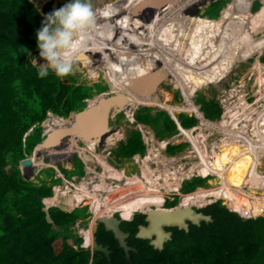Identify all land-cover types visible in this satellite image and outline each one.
Masks as SVG:
<instances>
[{
    "label": "trees",
    "instance_id": "obj_1",
    "mask_svg": "<svg viewBox=\"0 0 264 264\" xmlns=\"http://www.w3.org/2000/svg\"><path fill=\"white\" fill-rule=\"evenodd\" d=\"M112 1L91 0V3L96 11L103 7H108ZM196 1L200 0H182L180 7L170 10V0H163L162 3L167 5H163L162 9L159 10L161 19L158 16L147 19L137 12L128 22V27L125 28V31L136 44L141 48L143 46L149 48H142L148 52L149 56L154 58L158 55L162 58V67L170 69L172 76L178 80L182 94L187 89L186 85L183 84V77L179 69L180 64H178V60L182 55L194 47L196 52H198V47L201 45L199 43L216 33L218 35L221 34V37L235 33L242 38H249L255 31L257 22L264 21V0H261V7L254 12L250 10L252 8V0H236V3L224 12L222 19L216 24L192 17L191 6H194ZM35 2L37 3V0ZM117 4L118 9H116V6L108 7L103 13V21L108 22L111 28L106 31L105 28L107 27L99 26L96 28L98 34L105 35L104 38L109 39V41L114 38V29L118 22L127 16L129 8L127 4ZM167 6L169 10H167ZM52 11L53 7L50 1L40 11L32 0H0V264H89L90 262L92 264H264V216L245 219L232 209L220 205V203L211 204L202 210L212 216L211 220H202L199 224L190 223L188 230L175 227L173 236L165 242L163 248H156L150 239L138 237L139 226L147 224L144 221V215H136L131 221H122L120 224L121 228L129 233L128 236L130 238L127 237L129 239L128 244L134 247L130 250L129 257L124 247L120 245L119 240L114 236V233L106 229L103 223H99L94 234L98 243L109 245L110 259H108L102 251L92 252L90 248L82 247L83 238L75 232L74 225L76 221L88 215L86 211L82 214L79 209L69 211L81 202L82 197L78 195L77 199H72L71 194H69V187H67L65 193L58 192L55 197H49L53 194L51 184L36 185L20 178V167L17 169L11 162L13 160H22L27 155L33 159V162L30 167L24 168V171L33 166L38 167L39 170L44 169V167H55L54 169H56V166L53 167L52 164L41 162L37 158L36 153L33 152L35 146L44 139L43 127H35L33 132L26 135L28 130L38 122L44 121L49 111L61 117L70 116L74 109L72 104L78 105L82 103L84 98H88L89 91H86L82 85H76L74 74L63 79L56 77L51 71L45 78H39L38 76L39 63H44L45 61L39 56L40 50L36 33L41 29L46 14ZM171 11L175 15H171ZM151 14L153 15V13ZM179 16H187L185 21L179 22L181 26H177V23L174 24V22L167 23L162 20L168 17L171 20L178 21ZM173 33H176L177 38H175ZM184 33H186V36ZM172 36L174 37L173 41H171ZM124 45L130 47L124 50L125 52H123ZM167 48L168 53H166ZM88 54L93 55V50L90 49ZM242 54L243 57L248 56L247 51ZM82 57L83 53H81L80 63L91 62L88 55L84 56L85 60ZM208 58L206 56L205 60ZM35 59L37 63L33 64ZM261 61L256 63L254 68L262 72L264 71V65ZM147 66V61L127 41L114 46L106 55L102 54L98 67L103 72L105 71L104 74L110 83L119 84L130 75L127 83L113 86L112 91L106 92L104 95L118 93L120 98L131 99L130 97H132V99L142 103H151L152 99H157L154 92L147 93L152 89V84H154V82L151 83L147 80L149 77L144 76L141 80L142 86H138V84L135 86L138 91L128 90V87L132 88L134 85V77L138 74H146L149 71L134 72ZM205 66L206 64L200 70H204ZM229 68L230 66L223 69L229 70ZM161 70L164 71L163 69ZM96 71L98 72V70ZM187 72L188 70H185V73ZM156 73L159 77L160 73ZM210 74V71L207 72L198 85L209 83L211 79L213 81V73L211 76ZM198 78L199 74L196 80ZM185 83L193 84L187 80H185ZM260 86L262 87L260 90L261 96L257 103L264 100V82L262 79ZM108 89H101L97 92L100 93ZM233 95L237 94H230L228 99H231ZM100 97L102 96L97 99H89L86 104L83 100L84 105L79 108L85 107L88 103L100 106ZM168 99L170 98H167V103L162 104V106L166 107V109H171L173 104L169 105L168 102L170 100ZM209 103H212L216 108V116L214 117L209 110L205 109L206 115L209 118H212V116L213 118L219 117L217 115L220 114L221 108L215 98H211ZM263 106L264 103L261 106L262 108L257 106L254 110L248 112L254 125H260L259 118L256 119L255 116L264 115ZM174 108L178 110L180 106L175 105ZM152 109L148 108L146 113L147 121L145 123H149L150 118L155 119L152 126L157 131V135H162L159 117L164 115V113L159 111L156 113ZM223 114L224 118L220 122L219 130H217V132L222 134L231 130L236 122V120L233 122L225 120L229 114L226 108ZM137 116L139 119V114ZM199 116L201 118L200 124L205 129V133L212 132L213 126L210 125H213V123L204 120L201 114ZM56 119L61 118L54 116L52 121L46 123V133L52 132V129H49V125L53 124ZM180 119L184 124L191 122V125L197 121L193 116L180 115ZM250 120L248 119L247 121ZM256 120L258 121L256 122ZM238 122L240 123V119ZM65 123V119L59 120L55 126ZM102 127H105L104 124ZM221 127H224V130H221ZM248 128L249 125L246 124L228 133L235 136V138L242 139L241 141L234 140L240 142L234 143V141H230V145L226 146L222 141L212 149L213 157H216L219 152L221 153L222 157L218 158V161L226 165L227 174L231 178H233L234 172L230 169L234 167L236 160L238 167L241 166L240 168H244L245 171L251 174H254L255 170L261 166L260 162L244 147ZM259 129L261 127L258 128L256 126V132L260 136L264 129L263 131ZM116 130L119 132H115L116 134L114 133L107 138V148L116 146V142L112 143V140H118L125 128H116ZM214 134V140L227 139L230 136L227 134L221 137L216 132ZM187 135H190V132ZM30 140H32V150H29L28 146V141ZM203 140L205 143V138ZM200 141L201 139H199ZM225 141L227 142V140ZM96 144L97 139L86 142L82 150L83 156L88 162L87 165L91 168L96 166V162L87 153V148L93 152L95 147L96 151L100 153L99 156L104 154L101 151L106 148L104 146L99 151L98 147L95 146ZM131 144L132 138L126 143H120L116 150V155L121 157L120 148L125 149ZM195 145L198 149H203V147L201 148L202 145L200 146L196 140ZM232 146L237 147L233 148ZM175 149L170 148L169 151L174 152ZM206 149L210 151L208 144H206ZM144 150L145 146L141 142V146L138 149L132 148L128 153L131 155L135 152H144ZM229 150H231L230 153H228ZM29 151L31 152L29 153ZM90 155L93 156V154ZM93 157L95 158V156ZM104 158L101 164L103 171H99L103 181V188L90 196L94 198V201L98 198L92 208L97 211H107L106 215H112V211L116 210L118 205H123L122 207L128 211V186L114 184L119 182L118 180L123 174H130L129 167L130 170H133V164L128 162L122 166V171H115V175H113L114 169L110 161L106 159V154ZM204 161L205 164L202 169L205 175L213 171V164H219L211 162L209 156L205 157ZM80 168L82 170L81 166ZM217 168L219 167L217 166ZM57 180L59 181V179L54 178L53 181ZM209 183L213 185L215 180ZM144 189L140 185L137 188L133 187V191L136 192L133 194L135 198L130 199L132 204L135 203L141 206L151 201L146 199L148 196L139 195ZM248 191L250 193L261 192L264 195V189L255 188L252 185H249ZM191 194H195V191L191 192ZM44 198L47 206H50L51 203L58 205L50 206L49 208L53 222L47 220L44 210ZM247 199L246 196H242V201L245 204L248 203ZM192 200H194V197L184 199L182 207L192 206ZM60 203H62L63 208ZM103 207H107L108 210H103ZM134 208H137V206L130 208L129 215L121 212L122 217L125 219L130 218ZM157 210L166 209L160 207ZM172 210V208H168V211ZM82 222L85 224L87 221L83 220ZM88 243L92 244L91 233L87 234Z\"/></svg>",
    "mask_w": 264,
    "mask_h": 264
},
{
    "label": "rangeland",
    "instance_id": "obj_2",
    "mask_svg": "<svg viewBox=\"0 0 264 264\" xmlns=\"http://www.w3.org/2000/svg\"><path fill=\"white\" fill-rule=\"evenodd\" d=\"M52 4L53 10L59 9L63 5L71 2V0H37V3H34L38 5V8L40 11L43 10L44 5L48 2ZM54 1H56V4L54 5ZM163 0H113L112 3L108 6L114 7L116 6V3L125 5L127 4L129 6L127 16L124 17L122 20H120L117 24V26L114 29V38H111L110 41L107 38H104L105 35H99L98 32L95 30L92 34L91 37L89 38L87 42V46L85 50L82 52L83 53V60H85L86 55H88L89 59L91 62H86L85 65L80 63L81 62V54L78 58L77 64H76V71L74 73V76L76 77V85H82L83 88L88 92V98L98 97L99 93L97 91L101 89H108L106 92H111L112 87L116 85H121L124 83H127L128 77L125 78L124 80L121 81V83H110L108 78L105 76L103 70L98 67L100 64V60L102 59V54H105L109 51L112 50L114 46L120 45L122 42L127 41L129 44L134 48V50L140 54L141 57H143L147 63L148 66L142 70H138L134 73L144 71L148 72L154 69H158V71H162L163 69L166 72V76L164 77L163 81L160 82V84L157 85L154 93L155 96L160 103L157 106H160L159 112L164 113L161 117H159V123L161 125L160 131L163 133L162 135L158 136H163L167 135L168 133L176 132L178 130L176 122L174 120L173 115L169 112L171 111L174 107L171 109L168 108L169 111L166 110V107L163 108L162 104L167 103V98H170V102H168L169 105H171L173 102L176 103H183V100H190L194 99V102L198 105H201V109L203 110V114L205 112V109L209 110L211 114L216 116V108L213 106L212 103H209V99L215 98L216 102L219 104L221 108V112L219 117L215 118L216 122L213 124V131L206 134L205 138V143L208 144L209 146L211 144L217 145L221 139L219 140H214L215 132H217L218 127L220 125V122L222 121V115L225 108L228 110V115L225 118L226 121L228 122H233L236 120L235 123L237 125L233 124V129H237V127L241 128L239 126L238 120L240 119L241 125L247 124L249 125L248 131L245 136L244 140V147L250 151V154L254 156L258 162H260L261 166L259 169L255 170L254 174L248 173L245 171L244 168L238 167L237 160L235 161V165L233 168L230 170L234 172L233 174V182L232 184H235L237 187H239V191L245 192L247 189V185L245 183L248 181V183H251L253 185H257V176L258 174H264V115H257L255 116L256 119L259 118V124H255L250 120L249 116V111L254 110L255 108L260 107L262 108V104L264 103V100L261 102L257 103L260 100V90L262 87L260 86L261 84V79L264 82V71H258L256 68H254V65L258 62H260L264 65V21H258L256 24V29L255 31L251 34L249 38H242L240 35H236L235 33H230L228 36L221 37V34L218 35L217 33L206 38L199 44H201L198 48V52H196L195 47L188 52H186L184 55H182L179 60L178 64H180V71L181 75L183 77V84L186 85L187 89L185 90L184 96L182 95V90L179 87L178 80L172 76V72L168 67H162L163 60L161 57L157 55V57H151L149 56L148 52H146L143 49H149L146 46H143L142 48L136 44V42L128 35V33L125 31V28L128 27V22L130 19L135 15V13H139L145 18L153 17V16H158L159 18L160 13L159 10L162 9ZM182 0L179 1H174L170 0L171 8L170 10H175L177 7L181 6ZM233 1V2H232ZM238 1V0H237ZM263 1V0H262ZM261 0H252L251 6L252 8L250 9L252 12L258 10L261 5H262ZM179 2V3H178ZM178 3V4H177ZM236 3V0H200L196 1V4L194 6H191L192 9V17H197L200 18L201 20H205L208 22H213V24H216L218 21L222 19V16L224 12L231 7V5H234ZM117 4V5H118ZM177 4V5H176ZM135 6V7H134ZM108 7H103L99 10H96L97 12V27L101 26L105 28L106 30H109L111 27L109 26L108 22H104V17L103 13ZM116 9L118 7L116 6ZM167 10L168 6H167ZM114 12V11H113ZM153 13V15L151 13ZM171 15L173 14V11H171ZM191 15V14H190ZM178 21L171 20L170 18L166 17L165 19H162L163 22H171L174 24L177 23V26H181L179 22L185 21L187 19V16H179ZM162 18V17H161ZM160 18V19H161ZM169 20V21H168ZM104 23V24H103ZM183 27V26H182ZM163 30V29H161ZM104 33V32H103ZM183 33V32H182ZM144 34V33H143ZM146 34V33H145ZM110 35V34H109ZM108 35V36H109ZM175 38H177L176 33H173ZM186 36V33H184ZM173 37V36H172ZM174 37L172 38L171 41H173ZM115 40V43H114ZM176 40V39H175ZM184 40V39H183ZM198 42V41H197ZM175 44V43H174ZM128 47L127 45L123 46V52L126 50ZM90 49L93 50L94 54L90 55ZM175 51H177L175 49ZM247 51L248 56L243 57V52ZM166 53H168V48L166 49ZM208 56L209 58L205 60V57ZM91 63V65H90ZM93 63L94 66H93ZM204 70H200L204 65ZM230 66L229 70L223 69L224 67ZM92 67V69H91ZM95 67V68H94ZM98 68V69H97ZM182 68V69H181ZM98 70V72L96 71ZM185 70H188L187 73H185ZM213 73V81H209V83H201V85H198L202 79L205 77L207 72ZM133 73V74H134ZM97 74V75H96ZM199 78L196 80V78ZM210 74V76H211ZM132 75V74H131ZM185 75L187 76L185 78ZM110 77H112L110 75ZM196 77V78H195ZM67 78V77H65ZM216 79V81H215ZM185 80L192 82L193 84L185 83ZM196 82V83H194ZM96 84V85H95ZM75 85V84H74ZM82 88V87H81ZM105 92V93H106ZM104 93V94H105ZM230 94H237L233 95L231 99H228L230 97ZM116 94L111 93L110 96H115ZM99 99H103L104 97L106 98L109 96L108 94L106 95H100ZM132 99V97H130ZM85 101V104L87 101L85 98L83 99ZM82 100V103L77 104H72L73 110L72 112L75 111H80L81 108L80 106L84 105V102ZM116 102V99H111ZM224 100V101H222ZM156 103V102H155ZM101 104V102H100ZM128 109L134 106V104H129ZM126 106V107H127ZM156 106V105H155ZM174 106V105H173ZM78 108V109H77ZM101 109H104L102 105H100ZM148 108L150 107H142L140 109H136V114L135 118L138 122L145 124L147 121V111ZM162 108V109H161ZM77 109V110H76ZM127 109V108H125ZM156 109V108H154ZM264 109V106H263ZM108 111L112 114L114 112V107L109 108ZM155 111V110H154ZM157 111V109H156ZM137 114H139V119ZM110 114L108 113V117ZM154 117V116H153ZM52 116H47L45 120L47 121H52ZM71 118V117H70ZM113 119V117H111ZM118 120L113 119L110 121V126L113 128H121L124 127L126 134H129V138L126 137L123 139L124 143H126L130 138H132V144L127 146L125 149L120 148V153L121 157L125 159H131L130 153L128 151L132 148L138 149L141 146V136L140 133L135 131L132 127V125L129 123L127 120L126 116L120 113V116L117 117ZM198 118V117H197ZM126 119V120H124ZM245 119H249L250 121H247ZM57 120V119H56ZM58 120H64V119H58ZM141 120V121H140ZM150 122L147 124L152 125L154 123L153 118L149 119ZM258 120H256L257 122ZM57 122L55 123V125ZM185 126H190L192 123L188 122L187 124L182 123ZM197 125V129L193 131V137L197 136L198 134H204L205 129L203 130L202 125L200 124L199 120L195 123ZM46 126V124H45ZM63 125L58 124L59 128H65L62 127ZM194 126V125H193ZM256 126L261 127L263 133L260 134L256 132ZM149 128V127H148ZM150 129V128H149ZM259 129V130H261ZM151 130V129H150ZM221 130H224V127H221ZM229 130V131H231ZM44 131V129H43ZM170 131V132H168ZM227 131V132H229ZM167 132V133H166ZM226 132V133H227ZM49 133V132H48ZM47 133V134H48ZM52 133V132H50ZM223 133V134H226ZM158 134V133H157ZM220 135L224 136L222 133H219ZM56 134H51L49 136V140H55ZM69 135L72 137H77V138H83V135L81 134L79 129H75V131L70 132ZM230 135V134H228ZM221 136V137H222ZM55 137V138H54ZM262 139H261V138ZM46 138V139H45ZM229 139L227 142L224 140L223 143L227 146L230 145V141L238 140V138H235V136L230 135L228 137ZM48 139V136L45 134L43 143ZM128 139V140H127ZM184 139L186 142L189 144L188 138L185 136ZM59 141L62 142L61 148L58 147H53L51 149L44 147L43 143H39L36 147L35 153L37 154V158L41 162H46L48 164H52V166H58L64 174H67L68 177L72 178L75 174L79 175V167H80V162L77 159L76 161L73 162V155L74 153L77 154L76 149L74 145L72 144L70 147L65 146V141L67 139H58ZM95 140V139H93ZM202 140V137H201ZM241 141V140H240ZM240 141H234L235 142H240ZM75 142V141H73ZM31 144L32 140L28 141V146L29 150L31 149ZM204 144V142H203ZM236 145V144H234ZM119 146V145H118ZM176 147V146H175ZM233 148H236L237 146H232ZM116 150L115 149L112 154H111V159L115 158L116 155ZM202 149H198V151H201ZM31 151H29L30 153ZM34 152V151H33ZM86 152V151H85ZM184 155H186V150L181 151ZM231 150L228 151L230 153ZM88 153V152H87ZM198 152H194L197 154ZM89 154V153H88ZM105 154V152H104ZM224 154V152H223ZM216 155V154H215ZM32 156V155H31ZM78 156V154H77ZM92 156V155H91ZM216 156L222 157L221 153L219 152ZM93 159L96 162V165L98 166V163L96 159L93 157ZM223 160V159H221ZM12 165L16 167L17 169L21 170V159L19 160H13ZM248 165V164H247ZM73 166L72 169H70ZM15 168V169H16ZM55 168V167H54ZM52 167H44V169H40L38 167H32L25 169L26 171L19 172L20 178L30 181L33 184L36 185H42V184H47V185H53V183H58L57 181H53L54 178H56L53 174V171L55 169ZM101 169V168H100ZM247 169V168H246ZM19 170V171H20ZM81 170V168H80ZM100 171V170H99ZM134 171V168L133 170ZM62 172V173H63ZM211 172V171H210ZM32 173V175H30ZM238 173V174H237ZM237 174V177H236ZM26 176H30L29 178H26ZM54 176V177H53ZM36 178V179H34ZM57 179V178H56ZM60 179V178H59ZM214 180H210V182H213ZM118 183V182H116ZM208 182H206L205 179L201 178H196L191 181H186L183 185V192H187L188 194L190 191L194 190L197 185H202V188H205L207 186ZM219 183L213 185L216 186ZM212 186V184H209V187ZM98 200V198L96 199ZM95 200V201H96ZM179 197H176V201L174 202L175 204H168V206H172L171 208L174 209V207L183 205V201L179 204L178 203ZM261 200V196L255 195V194H250V199L248 197V205L247 207L250 210L252 206L255 204L256 201ZM94 201V202H95ZM260 202V201H259ZM48 203V202H47ZM62 203H60V206ZM133 206H137V204H132ZM89 204L85 203L79 210L82 211V214L88 212L87 207ZM93 206V205H92ZM123 205H118L116 210H119L125 215L130 214V207L128 211L126 208L122 207ZM192 207L194 210L198 211L197 208H195L192 204ZM239 207V206H238ZM63 208V207H62ZM163 208H166L164 206ZM169 208V207H167ZM166 208V209H167ZM114 210V211H116ZM241 210V209H239ZM67 211V210H66ZM242 211H247V210H242ZM91 213V210H89ZM239 213V212H238ZM240 214V213H239ZM116 215H119V213H116ZM259 216H264V215H259ZM89 216H84V218H80V220H87ZM249 219V218H245ZM98 224H96L93 227V230L95 231L97 228ZM75 232L79 235H85L81 229H75ZM86 236V235H85ZM92 237V234H91ZM85 238V237H84ZM98 243L97 241L95 244ZM95 246V245H94ZM77 247V246H75ZM89 248L94 250V247H92L89 244ZM89 264H92L90 262Z\"/></svg>",
    "mask_w": 264,
    "mask_h": 264
},
{
    "label": "built area",
    "instance_id": "obj_3",
    "mask_svg": "<svg viewBox=\"0 0 264 264\" xmlns=\"http://www.w3.org/2000/svg\"><path fill=\"white\" fill-rule=\"evenodd\" d=\"M103 92H100L99 96L102 95ZM98 97L93 96V99H97ZM132 104H134V106L131 107L130 109H128L127 107V109H125L124 112L126 113V118L129 121V123L132 125V127L140 132L142 142L145 146V150L144 153L137 152L131 156V160L134 165V171L129 169L130 174L129 175L123 174L122 177H120V179L118 180L119 182L114 184V185L123 184L128 186V190H129L127 194L128 207L132 209L133 206L130 201V199L135 198L133 194H135L136 191H133V187L137 188L140 185L145 189L142 190L139 193V195L148 196L146 197V199L149 200H152L153 197L155 196L158 197L157 200L151 204V206L154 207V209L164 207L169 203H174L176 201V197H179L178 200L179 204L186 198L194 197V200H192V204L197 209L205 208L213 203H220L222 206L232 209L243 218L250 219V218L259 217V215H264V195H262L261 192L250 193L248 191L249 185H252L255 188L264 189V174H258L257 176L258 184L256 186L251 183H248L247 181L245 183V185H247V189L245 190V192L243 193L239 191V187H237L235 184H232L234 178L228 176L227 174L228 169L226 168V165H224L223 163H219L218 158H220V156L213 157L212 149L214 148L215 144H211L209 146L211 152L207 151L206 144L205 143L203 144L204 141L203 139L205 137L204 135H206L207 133H204L203 135L198 134L197 136L193 137V131H195L198 128L197 125L194 124V126L190 125L189 127H184L182 126L181 122H179L178 119L176 118V123L178 124V130L173 133H168L167 135L158 136L157 133L155 131L150 130L147 127V125L140 123L136 120L135 105L138 103L134 102ZM51 116L52 118L54 117V115ZM215 122L216 121H212L213 124ZM38 126L39 123L35 124L34 127L30 129L29 132H32L33 129ZM188 132H190V135H187ZM45 134L46 132L43 131V136H45ZM185 136L188 138L189 144L184 139ZM201 137L202 140L199 142V139H201ZM107 138H106V142H103V139L97 140V144L95 146L98 147L99 151L102 147L104 146L106 147L108 145ZM228 139L229 138L221 139L218 142H222ZM195 140L200 146L202 145L201 148L203 147V149L201 151H198V148L195 145ZM238 140H242V139H238ZM113 142H115V140H112V143ZM37 145L35 146V149ZM79 147L80 148L78 151V155L84 162V173L81 176L76 175L74 179L79 178V182L81 184L80 185L77 184V182H75L72 178L68 179L67 177H65L61 169L56 166V169L54 171V176L56 178H62L63 182L55 183L54 185H52L53 194L50 197H55L58 192L65 193L67 187H69L70 188L69 194L75 195L76 198L78 197V195L85 198V201L80 202L78 205L85 203L89 204L91 213L89 212V210L87 213L91 217V220H89L88 225H84L83 222L80 219H78L74 227L75 229H81L83 233L86 235V236L82 235L83 242L81 246L85 248H89V244H87V234L90 231L92 232V228L96 223V218L99 216H108L105 214L108 213L107 211L106 212L101 210L97 211L92 208V205L94 204V198H91L90 196L94 195V193L96 192L101 191V189L103 188V181L100 176L99 170L103 171V168L100 169V166L105 159L104 156L106 154L107 155L106 159L110 160L113 148L106 147L104 150L101 151V153L105 152V154H102V156H99L100 153L96 151L95 147L93 152L87 148V152L93 154V156H95L96 158V161L99 163L98 166L96 165L94 166V168H91L88 167L87 165L88 162L84 158L82 153L84 144L83 143L80 144ZM178 147H180V149H178ZM170 148H176V149L174 152H170L169 151ZM182 150H186L187 152L186 155H184L181 152ZM194 152H198V153L195 154L194 156ZM207 156L210 157L211 162H216L219 164L217 165L213 164V171L205 175L203 174L202 167L205 164L204 158ZM112 166L114 169L113 175H115V171H119V170L122 171L123 165H121L120 167L114 165ZM217 166L219 168H217ZM196 178L205 179L206 182H208L207 186L205 188H202V185H197L196 188L190 191L188 194H186L187 192H183L182 189L184 183L186 181H191ZM212 179L215 180V183H213V185L217 183L219 184L216 186L212 185L209 187V184H211L209 182ZM79 188L83 189L82 193L80 192ZM194 191L195 194L190 195V193ZM250 194L261 196V200H259L260 202L257 200L255 204L252 206V208L248 210L249 209L247 207L248 204H245V202L242 201V196H246L247 198L249 197L250 199ZM71 198L74 199L72 196ZM43 201L46 204L45 199ZM78 205L76 207H78ZM50 206H58V205H54L53 203H51ZM238 208L240 209L242 208L243 210L247 209V211H241ZM103 210H108V209L107 207L106 208L103 207ZM136 210H138V207L134 208V212L132 213V216H134ZM116 213H119L120 217L125 220V218L122 217L121 215L122 213L119 210L112 211V215ZM91 246L93 247V245Z\"/></svg>",
    "mask_w": 264,
    "mask_h": 264
},
{
    "label": "water",
    "instance_id": "obj_4",
    "mask_svg": "<svg viewBox=\"0 0 264 264\" xmlns=\"http://www.w3.org/2000/svg\"><path fill=\"white\" fill-rule=\"evenodd\" d=\"M32 1L34 2L35 0ZM53 3L55 5L56 1H54ZM154 70L149 71L148 73L143 75L138 74L136 77H134L135 81L132 87L133 90L138 91L135 88V86L137 84L138 86H142L143 84L141 80L145 76V77H149L147 80H149L151 83L154 82V84H152V89L147 93L154 92L157 85L160 84V82L163 81L164 77L167 75L165 71H157V70L154 71ZM156 72L160 73L159 77L157 76ZM132 88L128 87V90L131 91ZM104 92L102 95H104ZM111 99H116V102ZM129 100L130 99L120 98L119 94L116 93L115 96L109 95L101 100L100 105H102L104 109H101L100 106L90 105L88 103L85 107H82L80 111L71 112L70 114L71 119L67 121V124L65 126H63L65 128H59L58 126H55L52 129V133H48V134L46 133L48 139L43 143L44 147L49 149L53 147H58L59 143L61 142L58 139L60 138L63 139L65 135L75 131V129H79L81 134L83 135V137H85L87 141L90 139H98L102 133H105V131L110 129L109 128L110 123H108V120L111 121L115 119V117H117V115L122 110L125 109L128 103L131 102ZM86 101L88 102L89 99H87ZM111 107H114V112L112 114L108 111V109L109 108L111 109ZM108 113L110 114L109 117H108ZM48 115L49 116L54 115L59 117V115L53 113L52 111H49ZM111 117H113V119ZM44 121H45L44 124L48 122L47 120ZM103 124L105 127H102ZM44 131H45V125H44ZM51 134H57L55 137L57 136L58 137L55 140L52 139L49 140V136ZM32 162L33 159L31 157H27L21 160V166L24 168L30 167L32 165ZM30 175H32V173ZM29 177L30 176H26V178ZM49 208L50 206H47L45 204L44 210L46 212L47 220L49 222H53ZM145 216H147L146 221L148 224L140 225L137 235L140 238L150 239L151 243L156 248H163L165 240L170 239L171 237V232L165 231L164 229L165 226H176L178 228H184L188 230L190 223L199 224L202 220L212 219V216L210 214H206L200 210L196 211L190 206L182 207L180 205L174 207L172 211H168V208L162 211L157 209H152L149 212H147ZM121 222L122 220L114 215L100 216L96 220L97 224L103 223L106 229L114 233V236L119 240L120 245L124 247L126 254L129 257L130 250L133 247L128 245L126 241V237L129 235V233L125 232L121 228L120 226ZM154 235H157V237H154ZM93 251H102L105 254V256H107V258L110 259L109 245L96 243Z\"/></svg>",
    "mask_w": 264,
    "mask_h": 264
},
{
    "label": "clouds",
    "instance_id": "obj_5",
    "mask_svg": "<svg viewBox=\"0 0 264 264\" xmlns=\"http://www.w3.org/2000/svg\"><path fill=\"white\" fill-rule=\"evenodd\" d=\"M96 28H97V12L94 10L93 5L91 3V0H71V2L63 5L59 9L53 10L52 12L46 14V16L42 22L41 29H39L36 33L37 40H38V48L40 50L39 56L41 58H43V60L45 61L44 63H39V68H38L39 78L47 77L49 75L50 71L52 73H54L56 77L61 78V79L74 74L76 71V64H77L78 58H79L80 54L85 50V48L87 46V42H88L89 38L91 37V34L96 30ZM36 63H37V61L35 59L33 61V64H36ZM110 94L111 93H109L108 95H110ZM87 99H93V97L92 98H86L85 100H87ZM182 100H183V103H176V102L172 103L174 105L180 106V108L178 110H176L175 108H173L171 111L166 109L167 111H169L173 115L175 122H176V118L178 119L179 122H181L179 112L182 109L187 110L189 112V116L195 117L197 121L199 120V122L201 120L199 114H201L203 119L206 121H209V122L216 121L215 118H209L205 112L203 114V111L200 110L199 106H198V109L200 110V113H197L193 108L194 99H192V102L190 100H185V99H182ZM131 102L134 103V102H137V100L132 99ZM131 102L128 103V105L132 104ZM127 107H129V106H127ZM127 107H125V108H127ZM154 108H156V106ZM154 110H156V109H154ZM154 110H152V111L155 112ZM60 117L61 116H59V118ZM61 118L66 119L67 121L71 119L70 116L61 117ZM182 126L189 127V126H185V125H182ZM33 127H34V125L31 128H33ZM177 128H178V124H177ZM30 129L28 130L26 135L31 133V132H29ZM115 132L117 133L119 131L115 130L112 134H114ZM171 133H173V131ZM112 134H110L109 136H111ZM126 137H128V134H126V131H124L123 133L121 132L119 139L115 140L116 145L124 142L123 139ZM97 140H100V139H97ZM117 142H118V144H117ZM41 143H43V142H41ZM116 147L113 148L112 150L116 149ZM35 150L36 149H34V152H35ZM89 156H91V155L89 154ZM27 157H29V156L27 155L25 158H27ZM91 158L93 159V156H91ZM79 159H81V158L79 157ZM23 169H24V167H22L20 171L23 172ZM63 174H64V172H63ZM65 177H66V175H65ZM57 179H59V178H57ZM68 179H71V178H68ZM57 182L62 183L63 182L62 178H60L59 181H57ZM140 196H142V195H140ZM157 198L158 197L155 196V197H153V199L151 201H148L147 203H145L141 206H138V210H136L134 216H131L130 219L124 220L120 217V215L117 216L116 214H114V216L119 217L122 221H131L134 219V217L136 215H139V214H142L145 216L147 212L154 209V207H152L151 204L154 201H156ZM83 205L84 204L78 205V207L75 206L76 208L74 207V209L70 210L69 212L80 209L81 206H83ZM203 209L204 208L199 209V210L202 211ZM87 211H88V209H87ZM86 214L88 215V213H86ZM97 218H96V220H97ZM89 219H91L90 216L87 220H89ZM88 223H89V221H87L84 225H88ZM96 224L97 223H95V225ZM94 232L95 231L92 228V234ZM93 237H94V242H93V244H90V245H93V247H94L95 242H96V237L95 236H93Z\"/></svg>",
    "mask_w": 264,
    "mask_h": 264
},
{
    "label": "flooded vegetation",
    "instance_id": "obj_6",
    "mask_svg": "<svg viewBox=\"0 0 264 264\" xmlns=\"http://www.w3.org/2000/svg\"><path fill=\"white\" fill-rule=\"evenodd\" d=\"M138 71V70H137ZM136 72V71H135ZM134 79V78H133ZM133 89V88H132ZM153 101L151 102V103H141V102H138V104H136L135 106H136V109L138 110V109H140V108H142V107H150V108H153L152 110H154V107H155V105H156V109H157V111L155 110V112L157 113L158 111H159V107L160 106H157L160 102L158 101V100H155V99H152ZM129 101H132V99H130ZM156 102V103H155ZM131 103H133V102H131ZM193 104H196L194 101H193ZM175 106V105H174ZM173 106V107H174ZM162 109V108H161ZM121 114H123V115H125L126 116V113L122 110L121 112H120ZM120 113L117 115V117L118 116H120ZM116 120H118V118H116ZM145 125H147V127H149L152 131H155L156 133H157V131L154 129V127L152 126V125H150V124H147V123H145ZM110 128V129H109ZM109 130H107V131H105V133H102L101 135H100V137H99V139H103V142H106V138L110 135V134H112L115 130H116V128H113V127H111V126H109ZM135 130V129H134ZM135 131H138V130H135ZM107 132H109V133H107ZM169 132V131H168ZM167 133V132H166ZM141 135V134H140ZM64 139H67V141H65V146H71L72 144L74 145V147H75V149H76V152H77V154H78V151H79V146H80V144H82V143H86V142H88V141H92L93 139H90V140H86L85 139V137H83V138H77V137H72L71 135H69V134H67V135H65L64 136ZM73 141H75V142H73ZM118 145H120V143L118 144ZM118 145H117V147H116V149L118 148ZM59 148H61V146H62V142H60L59 143ZM63 147V146H62ZM115 150V149H114ZM114 150H112V151H114ZM142 153H144V152H142ZM77 154H75L74 153V155H73V162L74 161H76L77 159L79 160V162H80V166L82 167V170H83V172H82V170H80L79 169V175L81 176L83 173H84V162H83V160L82 159H79V155L77 156ZM89 154H91V153H89ZM58 167V166H57ZM73 167H71L70 169H72ZM80 168V167H79ZM100 168H101V166H100ZM62 171V170H61ZM66 175V177H68L67 176V174H65ZM77 174H75L74 176H72V179L75 181V182H77V184H81L80 182H79V178H75L74 179V177L76 176ZM68 178H70V177H68ZM55 183H53V185H54ZM80 189V188H79ZM80 192L82 193L83 192V189H80ZM74 199H77L76 197H75V195H71ZM80 196V195H79ZM81 197V196H80ZM85 201V198L84 197H82V200H81V202H84ZM88 204V203H87ZM81 205V204H80ZM166 207H172V206H168V204L166 205ZM87 209L88 210H90V207L88 206L87 207ZM144 221L145 222H147L146 221V219H147V216H144ZM148 224V223H147ZM147 224H145V225H147ZM176 226H165L164 227V229H165V231H170L171 232V237L173 236V234H174V228H175ZM128 232V231H127ZM93 236H95V234L93 233ZM127 237H129V236H127ZM126 237V241H127V243L129 242V239ZM154 237H157V235H154ZM170 237V238H171ZM130 238V237H129ZM169 239H166L165 240V242L166 241H168ZM165 242H164V244H165ZM129 245V244H128ZM130 246H132V245H130ZM133 247V246H132ZM134 248V247H133ZM111 251H113L112 249H111Z\"/></svg>",
    "mask_w": 264,
    "mask_h": 264
},
{
    "label": "crops",
    "instance_id": "obj_7",
    "mask_svg": "<svg viewBox=\"0 0 264 264\" xmlns=\"http://www.w3.org/2000/svg\"><path fill=\"white\" fill-rule=\"evenodd\" d=\"M158 70V69H157ZM143 75V74H142ZM155 91V90H154ZM113 94H116V93H113ZM184 96V94H182ZM185 99V98H184ZM210 100V99H209ZM198 106L200 107L201 105H198V104H193V108L194 110L197 112V113H200V110H202L200 108V110L198 109ZM203 111V110H202ZM180 115H184V116H189V112L185 109H182L180 112H179ZM117 117H115L116 119ZM213 118V116H212ZM224 118V117H222ZM66 120V119H65ZM39 123V126L38 127H43L44 126V121L42 122H38ZM108 123H110V120H108ZM242 122L238 123L240 126H244L245 124L241 125ZM67 124V120H66V123L63 124V126H65ZM181 124H182V120H181ZM183 125V124H182ZM137 153V152H135ZM139 153H142V152H139ZM134 154V153H133ZM131 154V155H133ZM110 163L114 166H117V167H120L121 165H126L128 162L132 163V160L130 159H125V158H122V157H119L117 155H115V158L114 159H111L109 160ZM133 164V163H132ZM73 167V166H72ZM132 167L134 168V165H132ZM130 169V167H129Z\"/></svg>",
    "mask_w": 264,
    "mask_h": 264
},
{
    "label": "bare ground",
    "instance_id": "obj_8",
    "mask_svg": "<svg viewBox=\"0 0 264 264\" xmlns=\"http://www.w3.org/2000/svg\"><path fill=\"white\" fill-rule=\"evenodd\" d=\"M85 65V64H84ZM91 69H92V67H91ZM130 76V75H129ZM174 105V104H173ZM59 120H55L54 121V123L53 124H50L49 125V129L51 130V129H53L54 127H55V123L56 122H58ZM235 125H237V123H234ZM246 125V124H245ZM210 126H213V125H210ZM240 126V125H239ZM238 128V127H237ZM234 130H236V129H233V130H231V131H229V132H227L226 134H223L224 136L225 135H227L228 133H230V132H232V131H234ZM52 131V130H51ZM219 136H222V135H220L219 134V132H216ZM95 203V202H94ZM91 234H92V232H90ZM91 239H92V244H93V242H94V237H93V234H92V237H91Z\"/></svg>",
    "mask_w": 264,
    "mask_h": 264
}]
</instances>
